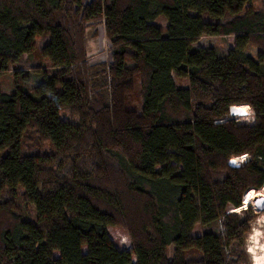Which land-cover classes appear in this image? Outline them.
I'll use <instances>...</instances> for the list:
<instances>
[{
	"label": "trees",
	"instance_id": "trees-1",
	"mask_svg": "<svg viewBox=\"0 0 264 264\" xmlns=\"http://www.w3.org/2000/svg\"><path fill=\"white\" fill-rule=\"evenodd\" d=\"M99 28L106 53L91 60ZM202 35L232 43L192 45ZM8 70L0 264H250L256 212L242 198L264 193V0H0ZM239 104L251 121L229 115Z\"/></svg>",
	"mask_w": 264,
	"mask_h": 264
},
{
	"label": "rangeland",
	"instance_id": "rangeland-1",
	"mask_svg": "<svg viewBox=\"0 0 264 264\" xmlns=\"http://www.w3.org/2000/svg\"><path fill=\"white\" fill-rule=\"evenodd\" d=\"M162 15H159L155 22H159L161 24L165 23V20L162 18ZM232 43V36H220V35H202L196 41L192 42V45L199 46V47H207V46H214V47H222L225 45H230ZM88 53L90 55L91 60H97L101 57V55L106 53L107 42L103 36L102 30L99 28V32L96 36L91 37L88 39ZM250 52H254V48H249ZM28 58L33 60L34 62H39L42 65H46L48 63L47 59L41 56L37 51H33L26 55ZM173 79L176 84H184V79L178 78L173 76ZM14 84V80L12 78V74L10 70L3 72L0 74V88L3 90H10ZM247 113L243 116H234L239 119L245 120H252V110L248 112L247 106H242ZM242 117V118H241ZM264 185V184H263ZM262 187V186H261ZM260 187V188H261ZM254 189L250 188V190L245 191L242 198V203L251 200H261L263 198L264 193L262 189ZM247 198V199H244ZM250 204L253 211L256 212V217L251 222L250 230L245 238V247L246 251L249 254L250 264H264V209L259 211L256 207L254 208V202L246 203ZM245 207V206H244ZM239 209V208H238ZM236 209V210H238ZM205 226H201L198 223L194 224L193 232H199ZM107 231L109 233L110 238L114 241L116 245L121 248H129L130 241L127 235L125 234L124 230L115 225H108ZM257 249V250H256ZM254 250V251H253ZM257 257V258H256ZM257 260H256V259Z\"/></svg>",
	"mask_w": 264,
	"mask_h": 264
},
{
	"label": "water",
	"instance_id": "water-1",
	"mask_svg": "<svg viewBox=\"0 0 264 264\" xmlns=\"http://www.w3.org/2000/svg\"><path fill=\"white\" fill-rule=\"evenodd\" d=\"M243 104H239V105H231L229 106V115L231 117L234 116H243L247 113V111L242 107ZM227 164L230 167H237L239 166L238 163L235 162V160L231 157L230 159H228ZM264 198V197H263ZM261 198V203L259 202V200H254V204L257 206H259V211H262L264 209V199Z\"/></svg>",
	"mask_w": 264,
	"mask_h": 264
},
{
	"label": "built area",
	"instance_id": "built-area-1",
	"mask_svg": "<svg viewBox=\"0 0 264 264\" xmlns=\"http://www.w3.org/2000/svg\"><path fill=\"white\" fill-rule=\"evenodd\" d=\"M249 157L247 153H242L240 155L232 156L236 163L239 165L242 164Z\"/></svg>",
	"mask_w": 264,
	"mask_h": 264
},
{
	"label": "bare ground",
	"instance_id": "bare-ground-1",
	"mask_svg": "<svg viewBox=\"0 0 264 264\" xmlns=\"http://www.w3.org/2000/svg\"><path fill=\"white\" fill-rule=\"evenodd\" d=\"M242 106H247L248 107V105H246V104H244V105H242ZM248 110H249V107H248ZM248 190H250V189H248ZM247 195V193H245V196ZM244 199H247V198H244ZM257 250V249H256ZM254 251V250H253ZM257 258V257H256ZM255 258V259H256ZM257 260V259H256Z\"/></svg>",
	"mask_w": 264,
	"mask_h": 264
}]
</instances>
